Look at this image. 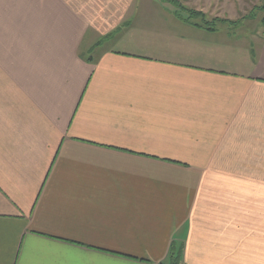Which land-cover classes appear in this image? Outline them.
I'll return each instance as SVG.
<instances>
[{"label":"crops","instance_id":"crops-1","mask_svg":"<svg viewBox=\"0 0 264 264\" xmlns=\"http://www.w3.org/2000/svg\"><path fill=\"white\" fill-rule=\"evenodd\" d=\"M226 1L0 0V264H264V22Z\"/></svg>","mask_w":264,"mask_h":264},{"label":"rangeland","instance_id":"rangeland-1","mask_svg":"<svg viewBox=\"0 0 264 264\" xmlns=\"http://www.w3.org/2000/svg\"><path fill=\"white\" fill-rule=\"evenodd\" d=\"M141 1V0H139ZM152 0L155 4H160V2L163 4L162 6L155 7L153 9H156L158 12H162L161 10H165L167 14H170L173 10H177L179 14L185 15V13L179 8L182 6L180 3L181 0ZM183 1V0H182ZM154 5V4H153ZM158 8V9H157ZM144 9H148V7H144ZM224 10L230 14V13H238L240 14V17L243 16H250L253 17L249 21H243L250 24H258L260 25L262 21L264 22V0H235V1H228L225 2ZM226 14V15H228ZM151 21H153L151 19Z\"/></svg>","mask_w":264,"mask_h":264},{"label":"trees","instance_id":"trees-1","mask_svg":"<svg viewBox=\"0 0 264 264\" xmlns=\"http://www.w3.org/2000/svg\"><path fill=\"white\" fill-rule=\"evenodd\" d=\"M166 1H170V2H173V1H171V0H166ZM183 12H186L187 14H188V16H187V20H189L192 16H202V13H200V12H196V11H194V10H192V9H189V8H185V7H183V6H180L179 7ZM179 13V12H178ZM203 17V16H202Z\"/></svg>","mask_w":264,"mask_h":264}]
</instances>
